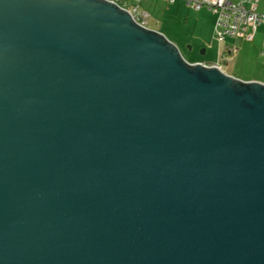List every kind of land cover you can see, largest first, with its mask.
<instances>
[{
	"label": "water",
	"instance_id": "95a60500",
	"mask_svg": "<svg viewBox=\"0 0 264 264\" xmlns=\"http://www.w3.org/2000/svg\"><path fill=\"white\" fill-rule=\"evenodd\" d=\"M0 264H264V82L117 0H0Z\"/></svg>",
	"mask_w": 264,
	"mask_h": 264
},
{
	"label": "crops",
	"instance_id": "0c3cea01",
	"mask_svg": "<svg viewBox=\"0 0 264 264\" xmlns=\"http://www.w3.org/2000/svg\"><path fill=\"white\" fill-rule=\"evenodd\" d=\"M117 1L125 5L123 0ZM262 1L264 2V0H259L258 10ZM143 2L144 0H141V4ZM150 5L151 7L145 5L143 8L149 12V16L154 23V26H150V28L159 30L164 34L166 33L171 40L173 39L177 43H180V39H184L186 43H190L191 40L194 39V44L195 46L197 45L198 49L200 46L202 47L206 44L201 53L205 55L204 58L197 59L195 62L201 61L208 64H217L229 74L247 80L264 82V54L262 53L264 40L263 31L262 40L260 42H255L257 35L254 36L253 40L233 37L235 38L234 40L219 42L218 58L216 61H213L215 52L212 54V52L209 53L208 51L212 48V38H216V22L212 17L211 11L206 8L197 10L187 5L183 0H176L174 2H169L167 0H151ZM130 6H128V8ZM149 21L148 19V22ZM167 21H169V23H167ZM175 41L173 42L176 43ZM179 45L177 44L180 48ZM190 45L191 44H189L188 47H190ZM191 49L195 50L193 45H191ZM225 63L229 64V69L233 68V66L234 68L228 71L225 70ZM245 71H249L252 76L246 77ZM239 74L242 76H239Z\"/></svg>",
	"mask_w": 264,
	"mask_h": 264
},
{
	"label": "built area",
	"instance_id": "2783aa9c",
	"mask_svg": "<svg viewBox=\"0 0 264 264\" xmlns=\"http://www.w3.org/2000/svg\"><path fill=\"white\" fill-rule=\"evenodd\" d=\"M128 8L134 18L148 27L149 12L140 6L141 0ZM174 1V0H168ZM187 5L200 10L206 8L217 16L215 37L225 42L227 37H242L253 40L260 28L264 32V13L258 10L259 0H184ZM264 54V40L263 52ZM210 65V64H209Z\"/></svg>",
	"mask_w": 264,
	"mask_h": 264
},
{
	"label": "rangeland",
	"instance_id": "374dc122",
	"mask_svg": "<svg viewBox=\"0 0 264 264\" xmlns=\"http://www.w3.org/2000/svg\"><path fill=\"white\" fill-rule=\"evenodd\" d=\"M123 2L125 3V6L126 7L130 6L131 4H137V2L134 1V0H126V1L123 0ZM150 3H151V0H144V2L142 3L143 5L141 3H140V5H141L142 8H144L145 5H148V7H151ZM259 10H260V12L264 13V2L263 1H262V3H260ZM211 13H212L213 19H215V22H216V20H217L216 14H214L213 12H211ZM148 19L150 20L148 22L149 23L148 24L149 27L150 26H154V23L152 21V18L150 17ZM167 23H169V21H167ZM262 31H263V28H260L259 31L257 32V34H256L257 37H256L255 42H260L262 40ZM165 35H166V33H165ZM166 36L168 37L169 40H171V38L168 35H166ZM212 39H213V44L211 45L212 48H210L208 51H209V53L212 52V54H214V52H215L213 61H216L217 58H218L219 40L217 38H214V37ZM234 39L235 38H233V37H227V40H229V41L234 40ZM173 41H175V40H173ZM194 42H195L194 39L191 40L190 43H188V42L186 43V41L184 39L183 40L180 39V43H177L176 42L178 45L180 44L179 45L180 46V50H181L182 54L184 55V57L187 60L191 61V62H195V60L200 59V58H204V56H205L204 54H201V53H202V49L205 47L206 44L203 45L202 47L200 46L199 49H198L197 45L195 46ZM189 44L193 45V47L195 48V50L194 49H191L190 47H188ZM224 68H225V70L228 71V70L233 69L234 66H233V68L229 69V64L228 63H225L224 64ZM235 72H237V71H235ZM245 74H246L245 75L246 77L252 76L249 71H245ZM239 76H242V75L239 74ZM240 78H242V77H240ZM242 79H244V78H242ZM245 80H247V79H245Z\"/></svg>",
	"mask_w": 264,
	"mask_h": 264
},
{
	"label": "trees",
	"instance_id": "16d2710c",
	"mask_svg": "<svg viewBox=\"0 0 264 264\" xmlns=\"http://www.w3.org/2000/svg\"><path fill=\"white\" fill-rule=\"evenodd\" d=\"M168 1V0H167ZM174 1H176V0H174ZM174 1H169V2H174ZM184 1V0H183ZM140 3H141V1H140ZM203 9V8H202Z\"/></svg>",
	"mask_w": 264,
	"mask_h": 264
}]
</instances>
